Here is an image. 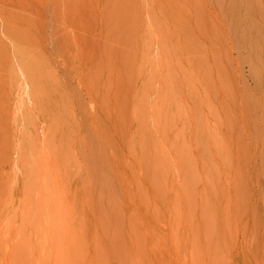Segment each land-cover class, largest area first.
Wrapping results in <instances>:
<instances>
[{
	"label": "rangeland",
	"instance_id": "obj_1",
	"mask_svg": "<svg viewBox=\"0 0 264 264\" xmlns=\"http://www.w3.org/2000/svg\"><path fill=\"white\" fill-rule=\"evenodd\" d=\"M0 264H264V0H0Z\"/></svg>",
	"mask_w": 264,
	"mask_h": 264
}]
</instances>
